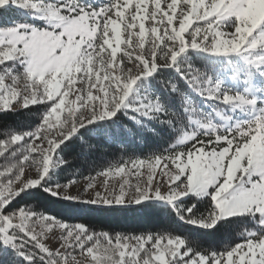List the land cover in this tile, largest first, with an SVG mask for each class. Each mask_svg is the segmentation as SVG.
<instances>
[{"label": "snow or ice", "instance_id": "6c2138e0", "mask_svg": "<svg viewBox=\"0 0 264 264\" xmlns=\"http://www.w3.org/2000/svg\"><path fill=\"white\" fill-rule=\"evenodd\" d=\"M0 121V264H264V0H0Z\"/></svg>", "mask_w": 264, "mask_h": 264}, {"label": "trees", "instance_id": "16d2710c", "mask_svg": "<svg viewBox=\"0 0 264 264\" xmlns=\"http://www.w3.org/2000/svg\"><path fill=\"white\" fill-rule=\"evenodd\" d=\"M2 122V121H0ZM131 149L123 147H114L110 150V155L117 152H128ZM144 151H148L144 149ZM137 154H140V149H136ZM54 214L59 215L61 218L66 219L70 223H85L92 228L100 229L115 228L121 231H136L140 228H151L159 222L152 216H135V215H100L86 210L74 209L68 207H61L58 205L47 206Z\"/></svg>", "mask_w": 264, "mask_h": 264}, {"label": "rangeland", "instance_id": "374dc122", "mask_svg": "<svg viewBox=\"0 0 264 264\" xmlns=\"http://www.w3.org/2000/svg\"><path fill=\"white\" fill-rule=\"evenodd\" d=\"M102 179H103V178H98V181H99V180H102ZM49 243H50L51 245H53V246L55 245V241H51V240H50Z\"/></svg>", "mask_w": 264, "mask_h": 264}]
</instances>
